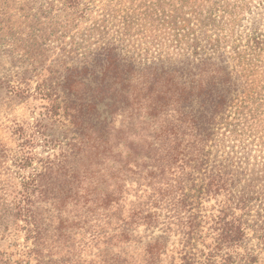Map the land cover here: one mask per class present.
<instances>
[{
  "label": "trees",
  "instance_id": "obj_1",
  "mask_svg": "<svg viewBox=\"0 0 264 264\" xmlns=\"http://www.w3.org/2000/svg\"><path fill=\"white\" fill-rule=\"evenodd\" d=\"M134 17L116 16L117 35L50 65L34 39L21 55V38L3 49L32 67L0 75V86L44 104L13 127L14 146L0 141V264L259 261L264 137L236 115L264 70L181 15L137 38ZM249 42L264 51L259 35Z\"/></svg>",
  "mask_w": 264,
  "mask_h": 264
},
{
  "label": "rangeland",
  "instance_id": "obj_2",
  "mask_svg": "<svg viewBox=\"0 0 264 264\" xmlns=\"http://www.w3.org/2000/svg\"><path fill=\"white\" fill-rule=\"evenodd\" d=\"M172 1L0 0V22L4 24L0 35L6 37L3 46L0 44V75L31 70L32 65H23L12 60L8 52L4 53L3 49L13 48L15 38L22 39L17 51L19 55L27 50L23 45L26 40L37 41L36 49L48 56L46 63L50 65L64 49L79 47L80 52H85L106 31L110 37L117 35L115 17L120 18L126 12L135 16L133 20L137 23L132 33L137 31L136 38L140 36L138 31L142 27H152L154 31L156 25L160 27L171 23L174 20L172 15H181L190 20L191 27H204L200 31L201 36L206 32L213 38L222 37L226 41L224 50L228 54L235 55L236 47L251 60L249 67L258 68L259 72L264 70V51L257 54L249 47L254 35L264 39V0H189L192 7L180 8L175 12L172 11ZM191 10L199 12L198 20H194L195 15ZM44 74L46 72L40 68L32 72V88L42 80ZM42 104L43 100L33 97L18 99L5 85L0 86V141L8 147L14 146L13 127L17 123L32 122L42 109ZM236 117L242 127L258 125L259 135L264 137V82L263 87L258 86L250 94L246 107L241 108ZM41 149V146L36 148L37 151ZM8 245L6 239L0 240V250L7 249ZM256 264H264V249L260 251Z\"/></svg>",
  "mask_w": 264,
  "mask_h": 264
}]
</instances>
